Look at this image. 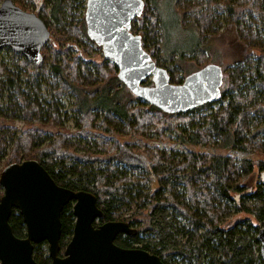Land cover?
<instances>
[{"label":"trees","instance_id":"obj_1","mask_svg":"<svg viewBox=\"0 0 264 264\" xmlns=\"http://www.w3.org/2000/svg\"><path fill=\"white\" fill-rule=\"evenodd\" d=\"M11 1L22 8L21 0ZM143 1L130 31L141 37L142 48L172 84L183 80L176 79L177 61L192 60L196 70L209 64L221 21L233 33L239 51L224 69L220 100L168 115L137 99L118 80L113 63L89 61L94 43L85 34V1L42 0L36 15L56 48L44 45L39 65L11 52L17 73L0 61V120L26 125L20 131L0 125V151L7 157L0 172L8 164L36 160L58 186L91 193L103 213L99 223L123 221L136 230L135 235H117L115 245L142 249L163 264H263L255 238L259 226L224 222L231 209L258 222L264 219V163L230 155L264 153V0H173L175 24L190 32L194 43L171 51L165 47L159 0ZM64 96L71 99L75 129L99 134L101 140L48 135L46 127L60 129L68 119ZM152 133L164 141L170 140L166 133L174 134L185 151L154 145L139 153L128 142L123 146L138 153L144 164L121 167L113 162L122 144L116 140L108 145L111 136L143 139ZM103 159L105 165L94 167ZM252 174L253 185L248 183ZM72 206L69 202L61 211L59 255L72 236ZM122 211L131 213L124 217ZM9 225L16 237H25L17 210ZM32 256L38 264H51L46 242L34 245Z\"/></svg>","mask_w":264,"mask_h":264},{"label":"water","instance_id":"obj_2","mask_svg":"<svg viewBox=\"0 0 264 264\" xmlns=\"http://www.w3.org/2000/svg\"><path fill=\"white\" fill-rule=\"evenodd\" d=\"M143 0H86L84 10L87 38L101 48L103 60L113 63L121 84L137 99L162 113H186L221 97L223 71L214 64L187 75L180 84L169 82L164 68L156 65L141 46V37L130 31L141 16ZM50 33L35 13L25 12L11 0L0 3V51L20 54L32 65L42 61L41 49ZM149 80L150 85H143ZM0 264H38L33 246L46 242L51 264H163L158 256L139 248L125 249L114 243L119 234L135 235L123 221L99 223L103 213L95 197L86 191L58 186L33 159L11 163L0 172ZM73 202L72 236L60 254V215ZM17 210L26 228L16 237L9 225ZM264 264V219L256 233Z\"/></svg>","mask_w":264,"mask_h":264},{"label":"rangeland","instance_id":"obj_3","mask_svg":"<svg viewBox=\"0 0 264 264\" xmlns=\"http://www.w3.org/2000/svg\"><path fill=\"white\" fill-rule=\"evenodd\" d=\"M21 7L25 12L33 13L35 9L42 4V0H21ZM86 1V0H84ZM2 0H0V3ZM173 0H159L157 2V10L160 16V19L163 22V31L165 37V47L167 51L171 50H186L190 46L192 47L194 38L188 31L180 30L175 24V16L173 14L172 8ZM49 12V9H46ZM77 11V10H76ZM139 18V17H138ZM137 18V19H138ZM136 20V19H135ZM138 23V21H136ZM139 25V24H138ZM86 34V33H85ZM219 36L215 38L212 43V49L209 51V58L211 59L208 63L214 64L221 67L223 71V81L226 80V73L224 69L228 67L234 60L236 53L239 51V46L236 45V40L234 39L233 33L230 30L224 29V25L222 21L220 22L219 28ZM160 35V34H159ZM87 43V42H86ZM88 44V43H87ZM47 47L52 46L54 49L56 46L53 42H48ZM91 54L88 56L89 61L92 63H99L103 60L101 48L96 46L95 44L91 45ZM72 52L76 54V49H72ZM11 51H7V49H2L0 51V61L5 63L8 69L13 72H18L17 67L14 65L15 63L12 62L10 58ZM177 72H176V79L182 78L184 79L187 75L193 73L198 68L192 60H185V61H177ZM25 79V78H24ZM225 89V84L222 85L221 91ZM63 102V112L67 113L68 119L62 121V127H46V131L48 135L53 133H68L72 136L73 140L81 139L83 136L86 137L89 141H99L102 139V136L99 134H85L83 132H79L74 127V119L76 115L71 111V99L67 96L62 98ZM216 106H213L212 109H215ZM0 125H13L18 131L23 130L26 128L20 120H16L15 122H6L0 120ZM166 137H169V141H164L158 138V136L154 133L149 134L147 138L137 139L134 137L126 138V137H115L111 136L107 141V144L110 145L114 141H118L122 144L119 150L116 153V158L114 159V163H117L121 167H125L131 164H144V161H141V157L138 153H131L126 146H123L125 143H132L136 146L139 150V153L144 150V148L148 147L151 148L154 145L158 146L160 149H166L167 151L170 150L172 147L173 150H179L184 152L185 149L181 146L180 143L176 141V136L174 134L166 133ZM85 143H82L84 145ZM192 150L195 152H207V153H220L223 154L224 152L215 151L212 148L208 147H192ZM230 155L233 157H237L239 160H250V161H262L264 163V153H257L252 154L249 152H230ZM7 157H3L0 151V167L4 165L6 162ZM106 164V159L100 160V162L96 161L93 163L94 167L96 166H103ZM255 171V170H254ZM251 179L248 181L249 184L253 185L256 179V176L252 174L250 177ZM1 195L3 194V190L0 191ZM122 215L128 216L131 211H122ZM245 221L247 224H251L253 226H259L261 222L256 221L253 215H247L244 213H236L233 209L230 210V214L228 215L227 220H225V224L228 226H232L235 224H239Z\"/></svg>","mask_w":264,"mask_h":264},{"label":"flooded vegetation","instance_id":"obj_4","mask_svg":"<svg viewBox=\"0 0 264 264\" xmlns=\"http://www.w3.org/2000/svg\"><path fill=\"white\" fill-rule=\"evenodd\" d=\"M21 9H22V8H21ZM22 10H23V9H22ZM37 10H38V8H36V9H35V11H34L33 13H35V14H36Z\"/></svg>","mask_w":264,"mask_h":264}]
</instances>
